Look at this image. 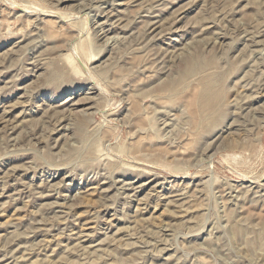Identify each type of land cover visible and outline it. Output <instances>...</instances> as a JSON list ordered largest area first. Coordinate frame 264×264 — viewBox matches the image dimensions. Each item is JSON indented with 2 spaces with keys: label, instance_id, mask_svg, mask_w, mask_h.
I'll list each match as a JSON object with an SVG mask.
<instances>
[{
  "label": "rangeland",
  "instance_id": "374dc122",
  "mask_svg": "<svg viewBox=\"0 0 264 264\" xmlns=\"http://www.w3.org/2000/svg\"><path fill=\"white\" fill-rule=\"evenodd\" d=\"M0 264H264V0H0Z\"/></svg>",
  "mask_w": 264,
  "mask_h": 264
}]
</instances>
